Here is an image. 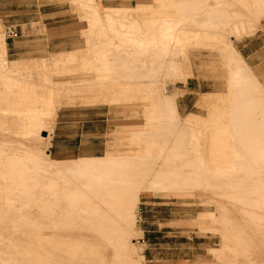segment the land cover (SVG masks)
Instances as JSON below:
<instances>
[{"label":"rangeland","instance_id":"1","mask_svg":"<svg viewBox=\"0 0 264 264\" xmlns=\"http://www.w3.org/2000/svg\"><path fill=\"white\" fill-rule=\"evenodd\" d=\"M248 1L148 0L131 7L103 9L97 0L93 1V7L85 6L86 0H0V43L5 44L0 59V264H14L16 248L21 252L17 255L20 261L25 257L24 252L34 248L40 218L35 200L38 194L44 193L46 200L48 197L57 200L71 179L80 176H76L78 172L71 175L56 167L63 165L64 169L67 163L87 158L126 154L134 157L125 159L126 164L118 161L119 168H113L135 173L132 178L135 175L139 179L135 177L133 181L142 182L136 225L132 231L131 225L128 228L131 242L136 243V261L140 264H237L238 261L240 264L243 260L242 264H254L246 262L245 252H251L257 264L264 260V252L256 255L252 250L260 239L252 234L247 242L240 225L234 223V214L229 209L232 202H239L230 199L231 185L217 187L216 182L214 185L213 181L210 184L196 179L203 172L206 173L203 177L216 179L214 168L223 166L219 163L225 158L227 163L235 154L230 152L240 156L242 151L243 156L248 155L244 148L245 132L252 126L251 115L262 114L259 109L251 110L252 114L237 106L240 85L246 81L237 64V51L264 87V0ZM151 7H157L162 14ZM111 16L115 17V24L122 21L114 24L120 25L118 28L129 20L140 23L152 16L165 18L174 23L173 33L171 37L168 35L167 24H150L154 26L152 30L150 25L140 23L143 42L127 39L121 44L109 28L107 20ZM9 29L15 30V34H10ZM105 43L108 47L103 56L100 54ZM119 43L122 46H116ZM227 44L234 47L235 55ZM12 62H17L18 67ZM3 65L11 71L4 72ZM156 87L163 88L167 95L175 94L182 122L194 117V136L190 131L180 133L172 111L162 110L160 104L157 107L147 98V93ZM92 106L100 107L98 112H105L110 119V129L104 136L105 148L62 159L54 156L51 149L53 133L60 125L58 115L67 107L73 112L90 113L81 109ZM32 113L37 119L29 118ZM33 120L40 121L47 136L50 135L48 139L42 132L37 133ZM246 124H250L249 129ZM220 127L224 128L223 132ZM262 129L258 128L256 133L261 135V140ZM234 143L241 144L242 150ZM136 148L142 151L139 153ZM214 159L220 162L215 164ZM157 162L163 164L165 171L180 170L174 179L180 183L190 180L194 184L192 192L176 193L173 190L177 186L171 184V188L169 182L165 186L156 183L158 187L154 189L151 178L143 182L147 170ZM50 164L55 170L52 167L49 170ZM244 168L254 171L255 167ZM147 185L153 190L145 189ZM212 226L219 231L210 230ZM220 231L228 233L224 232L222 237Z\"/></svg>","mask_w":264,"mask_h":264},{"label":"bare ground","instance_id":"2","mask_svg":"<svg viewBox=\"0 0 264 264\" xmlns=\"http://www.w3.org/2000/svg\"><path fill=\"white\" fill-rule=\"evenodd\" d=\"M93 1L94 0H86V2H85V0H84V2L86 3V4L84 3V5L88 6V7H93V5H94ZM245 1H248V0H245ZM82 4H83V2H82ZM152 7H154V6H152ZM157 7H156V9H157L156 13H158V12L160 13L161 11H158L159 9ZM235 7H236V5H235ZM113 9H115V8H113ZM152 9L156 10L155 8H152ZM238 9H239V7H238ZM151 11H153V10H149V12H151ZM149 12H147L146 14H151ZM153 13H155V12H153ZM153 13H152V15H153ZM144 14H145V12L142 15H144ZM161 14H162V12H161ZM154 16H156V15H154ZM117 18H118V15H117ZM158 18H159V16H158ZM115 20H116L115 17L111 16V17H108L107 21H108L109 28L112 30V32H114V35H116L119 38L121 44H122V42L124 43L125 40H127V39H128L127 41H131V42L132 41L133 42H139V43L143 42L142 35L140 36V34H139V30L141 29L140 23H143V24L145 23V25H148V26L150 24L153 25L154 23L159 24V26L167 24L168 35L170 37L172 36L171 33H173V28H174L171 26L174 24L173 21H172L173 24H171V21H167L165 18L157 19L153 16L145 18L143 20H140L141 22L140 23L136 22L137 24L135 23V21L134 22L131 21L129 23V21H130L129 20V21H127L128 24L123 23L121 25V28H118L120 25L118 27H116L115 25L120 24L122 22L121 21L122 19H120L119 21H121V22L120 23L118 22L117 24H115L117 22ZM156 24H154V25H156ZM150 27H151V25H150ZM152 27H154V26H152ZM152 30H153V28H152ZM174 37H175V34H174ZM176 37L178 38L179 36L177 35ZM154 39H156V38H154ZM222 42H224V41H222ZM121 44L119 43V45H116V46L120 47V46H122ZM227 45H229L228 48L232 51L233 55H235L236 53L234 52V47L231 44H227ZM113 46H115V44ZM107 47H108V44H106V46L103 47L100 55H102V53H103V56H106L105 52H106ZM4 49H5V44L3 42H1L0 43V59L2 58V55L4 53ZM236 55L239 57V58H237V59H239V60H237L238 61L237 64H238V67H240V70L242 73V74L241 73L240 74L243 75L242 78L246 80L244 82V84L240 85L242 87V89H241L242 91L239 95L240 96L239 100L238 101L236 100L237 106H239L240 110H242V111L246 110V112H247V110H250L249 112H252V111L257 112V111L261 110L262 114H259L257 112V113H255L256 116L251 115V117L253 116L252 117L253 121L251 119H249V120H251L252 126H250V124L249 125L246 124V126H245V127H247V126L251 127L250 129H249V127H247L249 129V131L245 132V134H246L245 136H247V137L244 139V148L249 153L248 155H245L247 157L243 156L242 151H240L241 154L239 156V155H236L237 152H235L233 150L234 152H230V153H232V154L235 153V154L232 157L228 156L230 159L228 158L229 160L227 163L225 161L226 158L224 157L225 159H223V155L221 156L223 161L222 162L219 161L220 163L214 159L215 164H216V162L219 163L220 165L223 164V166L217 165L215 167V165H214L215 168L213 167L215 170V173L213 172L214 173L213 176H217L216 179H211L209 176L203 177L204 174L206 175V173H204V172L201 173L203 175H201L199 173L200 176L198 175V172H197V175L199 177H197L196 179L203 181V183H204V181L205 182L206 181H209V182L213 181L212 184L214 182H216L217 187H220V186L225 187L227 184L231 185L230 190L233 193V195H232V197H230V199L232 201L239 202L238 204L235 202H232L233 204L230 205V209H229L234 214V217L236 220V222H234V223H238V225H240L241 228H239V230L242 229L243 233H245V235H246L245 240H247V242L248 241L250 242L251 236L249 237V235H252V234H253V236H256L260 239L259 243L257 242V245L255 247H252V250H254L255 253L258 252L259 255H262L264 252V138H263L264 134L262 135L263 139L261 140L259 138L261 135L259 136V134L257 135L256 133H259L257 131H258V128H260V127L263 128L262 131L264 130V127H263L264 126V87L258 81L259 78L257 79L254 76V74L251 72V69H250L251 67L249 68V66L244 61L243 62L241 61V60H243V58L240 56L238 51H237ZM96 58L98 59L99 57H96ZM157 62L159 63V61H157ZM14 64L16 67H18V64H16V63H14ZM103 66H106V64H104ZM235 66H237V65H235ZM3 67H4V72L5 71L10 72L11 71V70H9V68L7 66L3 65ZM104 69H105V67H104ZM238 75H239V73H238ZM146 91L147 90H145V92ZM165 93L166 92H163V88L156 87L155 90H153L151 93H147V98H151L156 103V106H157V104H160L159 106L162 107L161 108L162 110L164 109L167 111L168 110L172 111V114L174 115L173 117L177 121V126L175 125V127L179 131H181L180 133L187 134L186 132L190 131L191 135L194 136V134H195L194 117L190 116L185 120V122H182V120H181L182 118L180 116V113H179V110L177 107L175 94L174 95H167V93L166 94ZM157 102H159V103H157ZM56 105H58V103ZM154 108H155V104H154ZM256 109H259V110L256 111ZM253 113L254 112H252V114ZM257 115H259V116L261 115L260 117H262V119L260 118V120H259V118H258L259 116H257ZM31 117H32V119H37L35 113H32V115H30L29 118H31ZM149 118L150 117H148V119ZM151 118H153V116ZM153 120L154 119H152V121ZM33 121H32V125H34L38 128L37 133L39 134L42 132L41 134L43 135V137L46 136L45 139H48L50 135L47 136V135L43 134L44 132H47V130L45 128L41 127L42 125H41L40 121L39 120H33ZM258 121L259 122L262 121V125L260 127H259ZM241 122H244V121H241ZM248 123H250V122H248ZM220 129L223 132L224 128L222 129V127H220ZM242 130L240 132H242ZM243 133H244V131H243ZM252 134L255 137L258 136L257 138H259V139L255 138ZM185 138H186V136H185ZM190 141L192 142L193 140L191 139ZM237 141H239V140H237ZM238 144H240V143H238ZM235 145H237V144H235ZM238 146H240L239 147V150H240L241 144L237 145V147ZM232 148H233V146L231 145V147H230L231 151H232ZM244 148H243V150H244ZM138 149L140 150L139 151V153H140L142 150H141V148H138ZM138 149L136 148V150H138ZM147 149H149V148H147ZM235 149L238 150V148H235ZM241 150H242V148H241ZM146 152H147V150H146ZM136 155L139 156L138 154H136ZM47 156H50V155L48 154ZM131 156L132 155H130V154L118 156L120 159L117 156H116L117 157L116 158L115 156H110V155L106 156V157H98V158H94V159L93 158H91V159L87 158L83 161H76V162H73L70 164L67 163V165L64 166V169L62 168L63 165L59 167L60 169L56 167L55 169L63 170L64 172H69L71 175H73L72 173L76 174L78 172L76 174V176L77 175H80V176H78L79 178L78 177L75 178L73 176H72L73 178L69 177V178H72L71 182L69 181L70 184L67 187H64V189H62L64 191H62V190H61L62 192L60 191L62 194L60 193L59 199H57V200H54V199L52 200L49 197H48L49 199L47 198V200H46V196H43L44 193L42 194V192H40V194H38L39 196L35 200H36V205L38 207L37 214L40 218L38 219V222H37V225H38V228L36 230L37 236L35 237V239L33 241V244H34L33 247L34 248H32V251L29 253L28 252L23 253L25 256L23 261H20V259L18 258L17 255H19L21 252L17 251V248H16L14 253H13V256L15 257L13 259V263L14 264H138V263L140 264L139 260H137L138 262L135 260V253L136 252L134 251V249H136V247H135L136 243L131 242V239L128 236L129 235L128 228L131 225L130 231H132V229L136 225L137 214H138L137 213L138 212V205L140 202V194L143 192V188H141L142 186L140 187L142 182H140V184L135 182L136 178L139 177V176L136 177L134 175L133 176L134 178H132V175L135 173L132 174L130 171L128 172L126 170L120 171V169L114 170V168L117 167L116 164L118 163V161H120V160L121 161L123 160V162L127 161L125 159H129V157L130 158L134 157V155L132 157ZM7 157H9V156H7ZM221 157H218L217 159H221ZM245 160H246V162H244ZM254 161H256V162L254 163ZM223 162H225V163H223ZM52 164L47 166V167H49V170H50V167H52ZM120 164H122V162ZM124 164H126V163L124 162ZM160 164L161 163H158V162L155 164L154 163L152 164L153 168L150 167L151 169L150 170L148 169L149 171L147 170V174H145L147 176L148 172H149V175H148L149 177H146L144 175L145 178L142 179L143 182H145V179L151 178L150 180H152V182H154V184L152 182H150L152 184H150L149 182L148 183L151 185V187L153 185L154 189H156L158 187V185H157V187L155 186L156 183H158L159 186L161 183L164 184V186H165V185H167V182H169L170 186H171V184L177 186V187L173 186V187H176L175 190H173L174 188L171 189L176 193L180 192V193L190 194L189 192H192V190L194 189V184L192 182H190V180H186L185 183H180L178 180L174 179V176L180 174V172H181L180 170L179 171L178 170H176V171H173V170L165 171L162 168L163 164L161 166H160ZM203 164H205V163H203ZM44 166H46V165H44ZM53 166L55 167L56 164ZM57 166H58V164H57ZM113 166H114V168H113ZM243 166H245L247 168H248V166L255 167L256 169L253 168L254 171L253 170H247L245 168L243 169ZM241 167H242V169H241ZM117 168H119V167H117ZM211 168H212V166H211ZM44 169H46V168L44 167ZM55 169L52 167L51 170H55ZM145 172L146 171H144V173ZM142 173L143 172H141V174ZM225 176H227L228 178ZM223 177H225L226 180H224ZM141 178H143V177H141ZM133 179H135V181H133ZM40 180H43V179L41 178V179H39V181ZM18 182H20V181H18ZM18 182H16V183H18ZM40 182H42V181H40ZM210 184H211V182H210ZM148 185H147V187H145V189L147 188L148 190L149 189L153 190V188L152 189L149 188L150 186H148ZM214 185H215V183H214ZM166 187L168 189H170V187H168V186H166ZM166 187L163 189H167ZM39 188H40V186H39ZM171 188H172V186H171ZM201 188L202 187H200V189ZM197 190H199V188ZM36 191H38V190H36ZM145 191H147V190H145ZM21 192H23V191H21ZM224 192H226V191H224ZM217 194H218V192H217ZM3 196H5V195H3ZM218 197H220V196H218ZM223 197H222V199H223ZM4 200H5V198H4ZM9 200H10V198H9ZM219 201H218V204H219ZM219 205H221V204H219ZM226 205H225V208H226ZM47 208H48V210H46ZM222 209H220V211L224 210V209L223 210ZM226 209L228 210V208H226ZM46 211H48L47 214H46ZM223 212H222V214H223ZM220 214H221V212H220ZM222 214H221V216H223ZM225 217H226V215H225ZM218 218H216V219H218ZM225 222H226V219L224 221V224H225ZM218 226H219V224H218ZM221 226H223V225H221ZM234 226H235V224H234ZM210 230L219 231L216 229V226L210 227ZM235 230H236V227H235ZM220 232H222V231H220ZM224 232H222V237H223ZM227 233L228 232H225V234H227ZM241 234H242V232H241ZM227 239H229V238H227ZM229 242H231V241L229 240ZM235 247H232V248L235 249ZM260 249H262V250H260ZM226 251H228V249H226ZM230 251H232V250H230ZM238 252L240 254L244 253L243 251L242 252L238 251ZM251 254H252L251 252H245L244 253V257L246 258V262L248 260V262L252 261L254 264L255 263L257 264V261H254V258H255L254 255L252 254V257H251ZM256 255H258V254L256 253ZM240 257H242V255ZM259 258H260V256H259ZM242 261L241 262L239 261L240 264H242ZM237 264H239L238 261H237ZM250 264H251V262H250ZM260 264H264L263 259L260 261Z\"/></svg>","mask_w":264,"mask_h":264},{"label":"crops","instance_id":"3","mask_svg":"<svg viewBox=\"0 0 264 264\" xmlns=\"http://www.w3.org/2000/svg\"><path fill=\"white\" fill-rule=\"evenodd\" d=\"M102 8L107 6L131 7L139 3H148V0H97ZM251 58V55H248ZM253 58V57H252ZM16 63L17 62H12ZM90 113L73 112L72 108H65L64 112L58 115L60 125L53 133L51 152L57 158L76 154L95 153L105 148L104 136L110 129V119L98 106L82 108ZM97 111V112H93Z\"/></svg>","mask_w":264,"mask_h":264},{"label":"built area","instance_id":"4","mask_svg":"<svg viewBox=\"0 0 264 264\" xmlns=\"http://www.w3.org/2000/svg\"><path fill=\"white\" fill-rule=\"evenodd\" d=\"M9 33L14 35L15 34V30L9 29Z\"/></svg>","mask_w":264,"mask_h":264},{"label":"water","instance_id":"5","mask_svg":"<svg viewBox=\"0 0 264 264\" xmlns=\"http://www.w3.org/2000/svg\"><path fill=\"white\" fill-rule=\"evenodd\" d=\"M43 134H44V135H47V132H44Z\"/></svg>","mask_w":264,"mask_h":264}]
</instances>
